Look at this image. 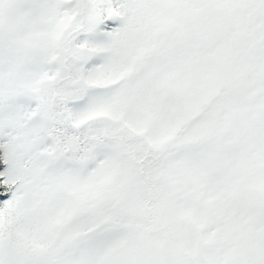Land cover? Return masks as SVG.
Listing matches in <instances>:
<instances>
[{
	"label": "snow or ice",
	"instance_id": "6c2138e0",
	"mask_svg": "<svg viewBox=\"0 0 264 264\" xmlns=\"http://www.w3.org/2000/svg\"><path fill=\"white\" fill-rule=\"evenodd\" d=\"M0 264H264V0H0Z\"/></svg>",
	"mask_w": 264,
	"mask_h": 264
}]
</instances>
